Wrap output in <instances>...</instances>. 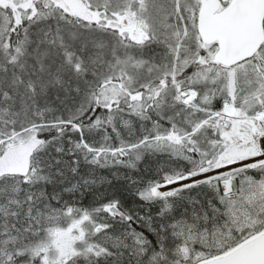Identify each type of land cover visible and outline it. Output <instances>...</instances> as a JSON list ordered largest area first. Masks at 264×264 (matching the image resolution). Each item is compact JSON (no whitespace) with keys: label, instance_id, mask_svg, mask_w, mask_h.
I'll return each instance as SVG.
<instances>
[{"label":"snow or ice","instance_id":"snow-or-ice-1","mask_svg":"<svg viewBox=\"0 0 264 264\" xmlns=\"http://www.w3.org/2000/svg\"><path fill=\"white\" fill-rule=\"evenodd\" d=\"M0 264H264V0H0Z\"/></svg>","mask_w":264,"mask_h":264}]
</instances>
